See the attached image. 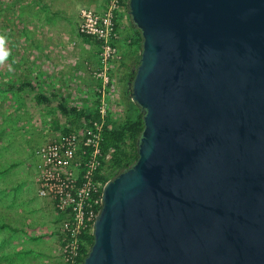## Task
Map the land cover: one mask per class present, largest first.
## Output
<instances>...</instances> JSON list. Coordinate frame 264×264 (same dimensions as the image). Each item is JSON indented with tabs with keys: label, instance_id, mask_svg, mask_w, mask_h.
I'll use <instances>...</instances> for the list:
<instances>
[{
	"label": "water",
	"instance_id": "obj_1",
	"mask_svg": "<svg viewBox=\"0 0 264 264\" xmlns=\"http://www.w3.org/2000/svg\"><path fill=\"white\" fill-rule=\"evenodd\" d=\"M138 158L82 264H264V0H129Z\"/></svg>",
	"mask_w": 264,
	"mask_h": 264
},
{
	"label": "rangeland",
	"instance_id": "obj_2",
	"mask_svg": "<svg viewBox=\"0 0 264 264\" xmlns=\"http://www.w3.org/2000/svg\"><path fill=\"white\" fill-rule=\"evenodd\" d=\"M106 2L108 5L109 0H0V38H2L0 39V233L4 232L7 235V245H2L3 249L0 248V264L2 261L27 264L29 238L34 237L36 240L37 237H49L50 234L46 228L47 226H45L46 214L35 210L31 216L27 215L29 206L27 207L28 203L25 200H23L25 205V211L23 212L27 216L25 214L24 216L10 215L11 206H14L18 201L16 191L12 189L13 184L17 180H35L36 178L33 168L29 167L31 152L36 148L33 149V138L29 135L34 128V125H32L34 119L30 118L28 120V111H24L23 108L36 106L35 94L53 92L54 90L52 86V88L43 87L42 84L47 81L39 78L37 71L33 75V71L27 68V59L31 56L30 48L34 45L35 54H37V65L32 64V67L38 68L39 65L40 68H46L48 59H44V56L50 57V68L52 71H58L57 75H59L56 77V83L57 85L63 84L62 89L56 87V92L59 94L70 91L67 88L69 80L79 82L82 81V76H86V78L89 76L86 80V85H89L88 88L83 87L82 90L85 91L77 93L83 95V97L86 94L92 103L85 105L84 100L82 103L78 101L80 105L74 106V108H78L81 110L80 112H85L91 116L98 105L96 101L97 83L93 79L92 72L99 66V57L103 49L98 39L80 34L78 27L79 14L83 10L103 13L107 8ZM124 2L123 7H120L115 14V22L119 31L117 45L122 61L114 62L111 69L113 93L110 97L109 118L111 121L109 122L113 125L123 122L127 113V105L121 99V89L118 86L117 78L121 64L122 62L129 63L132 61L133 50L136 53L141 51L139 48L130 46L129 36L132 27L135 25L131 22L129 9ZM103 6H106L104 10ZM46 36L56 40L44 41ZM84 37L93 40L89 43L93 44L92 51L96 58L95 61H85L84 55L82 57V53H86L85 51L81 52L84 48ZM78 58H80V61ZM57 61H61L62 64ZM79 62H83L84 65L79 64ZM64 64L66 66L63 70H60L62 71L60 73L58 70L59 65ZM80 69L84 72L82 73ZM88 80L91 84L88 83ZM28 82L34 84L35 90L33 92L28 90ZM90 85H93V88ZM75 96H77L75 93L70 96L67 95L66 105L68 107L73 104V101L70 102V100H73ZM29 97H31L32 102H29ZM51 102L52 105H49V107L57 108L58 103H55V99H52ZM16 106H18V109H16ZM37 106L41 107L43 105ZM61 115L60 118L56 117L52 121L51 137L44 143L58 139L67 129L70 131L78 130L83 126L85 120L88 121L85 117L81 121H77L78 118L75 119L76 115L72 117ZM40 125L42 126V124ZM40 173L39 170V185ZM13 211L15 210L13 209ZM61 232L62 245L60 244V252L62 255L65 242L63 224ZM39 252L40 258H43V252ZM35 264H45V262L38 260Z\"/></svg>",
	"mask_w": 264,
	"mask_h": 264
},
{
	"label": "built area",
	"instance_id": "obj_3",
	"mask_svg": "<svg viewBox=\"0 0 264 264\" xmlns=\"http://www.w3.org/2000/svg\"><path fill=\"white\" fill-rule=\"evenodd\" d=\"M120 7H123V0H109L103 13L83 10L80 14V34L98 39L103 49L99 66L92 72L97 83L98 105L91 113V119L85 120L80 129L62 134L34 149L41 172L38 193L53 201L55 208L66 216L62 249L65 264H82L79 260L82 236L86 232L92 233L95 219L102 209L105 181L97 175L104 173L102 162L109 160L113 151L111 149L104 156L102 141L105 130L114 127L108 118L113 93L111 69L114 62L122 59L115 22Z\"/></svg>",
	"mask_w": 264,
	"mask_h": 264
},
{
	"label": "crops",
	"instance_id": "obj_4",
	"mask_svg": "<svg viewBox=\"0 0 264 264\" xmlns=\"http://www.w3.org/2000/svg\"><path fill=\"white\" fill-rule=\"evenodd\" d=\"M105 5H107V2L105 3ZM103 6V10L105 9ZM80 15V14H79ZM83 39V38H82ZM85 40H83V51L81 52H86L85 54L82 53V57L84 55L85 57V61H95L96 58L94 56V52L93 50V44L89 43L91 41H93L90 38H85ZM54 41L56 40L51 39V38H47V36L45 37L44 41ZM52 51V50H51ZM30 54L31 56L28 57L27 61H28V65L27 68L32 70V74H34V72L37 71L39 78L43 79L44 81H47L46 83H43V87H51L53 90V92H43L42 94H35L34 95V101L36 103V106L34 107H29V108H23L24 111H28L27 113V119L29 120L30 118H33V122L32 125H34V128L32 129L31 133H29V135L33 138V142H32V147L33 149L41 144H43L45 141L48 140V138L51 137V133H52V121L54 120V118L62 116L61 114H63L65 117H72L75 116V113L70 112L69 115L64 114L61 109H60V103L67 106V95H72L75 93V95L77 94V96H75L73 98V104H71L70 108H74V106H79L80 103H78V101H80L81 103L84 100L85 105H89L92 103V101H89V96H86V94L84 95H80L77 92H83L85 90H82L83 87L84 88H88L89 85H86L87 83V79L85 77H81L82 81L79 82H73V81H68L67 85H68V89L70 91H64L61 92V94L57 93L56 91V87H59L62 89L63 84H58L57 85V72L52 71V69L50 68L51 61H49L50 57L49 56H44V59H48V63H47V67L46 68H40V66L38 65V68H35L34 66L37 65L36 60H37V54H35V48L34 45L30 48ZM62 57V56H60ZM81 57V56H80ZM95 58V59H94ZM80 61V58H78ZM87 59V60H86ZM50 62V63H49ZM60 62L61 61H57ZM45 62H43L44 64ZM66 63V62H65ZM78 63V62H76ZM32 64H34V66L32 67ZM62 64V63H61ZM79 64H83L79 62ZM46 65V64H44ZM84 65V64H83ZM64 66H66V64L64 65H59L58 70H63ZM42 70V71H41ZM80 71L82 72V70L80 69ZM62 71H60L61 73ZM84 72V71H83ZM82 72V73H83ZM89 72V71H88ZM90 75V74H89ZM53 76V78H52ZM52 79V81H51ZM65 79V78H64ZM67 80V79H65ZM64 80V81H65ZM90 80H88V83L91 84V82H89ZM43 82V81H42ZM55 82V83H53ZM64 83V82H63ZM66 83V82H65ZM78 83V84H77ZM66 85V84H65ZM28 86V90H30V92H33L35 90L34 84L31 82L27 83ZM93 88V85H90ZM66 87V86H65ZM67 88H65V90H67ZM29 93V91H27ZM26 92V93H27ZM41 97H44L45 100L41 99ZM29 102L31 101V97L28 98ZM55 99V103L57 104V108L53 107L50 108L49 105H52L51 100ZM42 100V101H40ZM91 100V99H90ZM70 102H68L70 104ZM54 103V102H53ZM33 104V103H32ZM37 105H43V106H37ZM16 109H18V106H16ZM77 111L80 112L81 110L77 108ZM77 115L75 116L76 119ZM60 118V117H59ZM35 123V124H34ZM42 124V126L40 125ZM32 149V150H33ZM30 163H29V167L33 168L34 170V174H35V180H17L13 185L14 187L12 188L14 191H16V195L18 196L17 198V203H15V205L11 206V209L15 210L12 212L11 210V214L10 215H15V216H19L22 215L24 216V212L25 211V205L23 204V200H25L28 205V209H27V215H32V213L35 210H38L39 212H42L43 214H46L45 216V223L47 226V230H49V237L44 236L43 238H35L34 237H30L29 238V242H28V246H27V264H35L38 260H42L45 262V264H65L63 261V257L61 255L60 252V248L62 245V224L64 222V220L66 219V216L64 213L59 212L56 208L55 205L53 203V201H51L48 198H44L39 196V180H38V175H39V170H38V163H39V159L34 155V151L31 152V156H30ZM16 187V188H15ZM25 214V215H26ZM26 215V216H27ZM36 235V234H34ZM6 237L7 235L4 232L0 233V248H2V245H7L6 244ZM61 244V245H60ZM3 249V248H2ZM42 251L44 254L43 258H40V252ZM1 264H14V262H6V261H2Z\"/></svg>",
	"mask_w": 264,
	"mask_h": 264
},
{
	"label": "trees",
	"instance_id": "obj_5",
	"mask_svg": "<svg viewBox=\"0 0 264 264\" xmlns=\"http://www.w3.org/2000/svg\"><path fill=\"white\" fill-rule=\"evenodd\" d=\"M123 1H125L124 3L129 9V0ZM129 41L131 47L141 49L143 42L142 34L139 29L135 26L132 27L131 34L129 36ZM131 57L132 61L138 60L139 53H136L133 50ZM122 67L130 69L126 65V63L123 62L121 64V68ZM41 99L45 100L44 97H41ZM127 108L128 109L126 113V119L119 124H115L112 129H106L104 133V139L102 141L104 156L109 153L111 149H113V151L111 152V158L107 161L102 162V170L104 171V173L97 175V178H100L105 182L111 179L113 176L117 175L118 173L127 170L136 162L138 158V145L142 136V131L144 129L143 114L140 113L139 108L136 107L133 103L130 105L127 104ZM60 109L66 115H69L70 112L75 113L78 118L77 121H81V119L84 117L87 120L91 119L90 114H87L85 112H78L76 108H70L61 103ZM108 121H111V119L108 118ZM69 132L70 130L67 129L64 131V134ZM82 240V256L79 260L83 263L89 248L94 243V236L92 233L86 232L83 234Z\"/></svg>",
	"mask_w": 264,
	"mask_h": 264
},
{
	"label": "flooded vegetation",
	"instance_id": "obj_6",
	"mask_svg": "<svg viewBox=\"0 0 264 264\" xmlns=\"http://www.w3.org/2000/svg\"><path fill=\"white\" fill-rule=\"evenodd\" d=\"M138 63H139V58H138V60H134V61H131L129 63L127 62L126 65L130 69H128L126 67H122V68H120V70L118 72V76H117V78H118V86L121 89L120 90V96H121V99L124 100L126 105L127 104L128 105L132 104V102L130 101V98H129V92L128 91L130 90V87H131V84H132V79L134 77L135 69H136ZM136 107H138V106H136ZM138 108H139V110L141 109L140 107H138Z\"/></svg>",
	"mask_w": 264,
	"mask_h": 264
},
{
	"label": "clouds",
	"instance_id": "obj_7",
	"mask_svg": "<svg viewBox=\"0 0 264 264\" xmlns=\"http://www.w3.org/2000/svg\"><path fill=\"white\" fill-rule=\"evenodd\" d=\"M0 39H2V38H0Z\"/></svg>",
	"mask_w": 264,
	"mask_h": 264
}]
</instances>
